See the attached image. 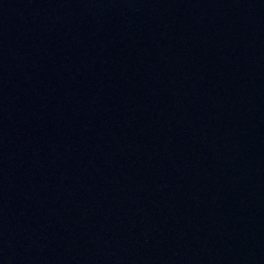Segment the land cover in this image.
Returning a JSON list of instances; mask_svg holds the SVG:
<instances>
[{"label": "water", "instance_id": "obj_1", "mask_svg": "<svg viewBox=\"0 0 264 264\" xmlns=\"http://www.w3.org/2000/svg\"><path fill=\"white\" fill-rule=\"evenodd\" d=\"M0 264H264V0H0Z\"/></svg>", "mask_w": 264, "mask_h": 264}]
</instances>
